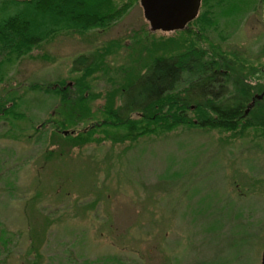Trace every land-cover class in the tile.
Masks as SVG:
<instances>
[{"label":"rangeland","instance_id":"obj_1","mask_svg":"<svg viewBox=\"0 0 264 264\" xmlns=\"http://www.w3.org/2000/svg\"><path fill=\"white\" fill-rule=\"evenodd\" d=\"M19 1L0 0V17ZM139 1L117 0L130 9L104 30L63 28L22 57L0 49V104L20 116L0 115V264H261L264 129L178 127L72 148L52 125L59 99L30 90L72 87L79 56L103 62L88 78L95 115L73 128L83 130L157 54L236 53L264 71V0H200L197 19L169 33L149 30Z\"/></svg>","mask_w":264,"mask_h":264},{"label":"trees","instance_id":"obj_2","mask_svg":"<svg viewBox=\"0 0 264 264\" xmlns=\"http://www.w3.org/2000/svg\"><path fill=\"white\" fill-rule=\"evenodd\" d=\"M116 1L12 2L14 11L0 17V49L10 57L13 54L22 57L63 28L78 32L104 30L120 21L130 9L129 4L120 6ZM212 16V12L202 14V18ZM160 47L165 45L161 43ZM102 64L93 55H82L73 61L72 71L81 75L72 87L64 83H58L57 87L40 83L30 86V90L51 93L59 99L61 117L52 125L56 134L61 131L65 135L63 139L72 148L109 140L112 143L135 141L145 135L172 132L178 127L232 133L249 128L264 129V71L245 69L243 59L236 53L214 50L207 54L189 48L174 55L157 54L148 59L144 70L126 72L119 88L106 94L103 119L88 129L75 130L95 115L89 108L94 96L90 93L88 78L102 67L104 72L106 65ZM11 105L7 108L1 102L0 115L20 118L13 112L16 105ZM96 134L102 136L95 137Z\"/></svg>","mask_w":264,"mask_h":264},{"label":"water","instance_id":"obj_3","mask_svg":"<svg viewBox=\"0 0 264 264\" xmlns=\"http://www.w3.org/2000/svg\"><path fill=\"white\" fill-rule=\"evenodd\" d=\"M139 3L149 30L165 33L185 29L197 17L200 7V0H140ZM261 264H264V248Z\"/></svg>","mask_w":264,"mask_h":264},{"label":"flooded vegetation","instance_id":"obj_4","mask_svg":"<svg viewBox=\"0 0 264 264\" xmlns=\"http://www.w3.org/2000/svg\"><path fill=\"white\" fill-rule=\"evenodd\" d=\"M197 17H198V15H197ZM197 17H196V18H194V19H197Z\"/></svg>","mask_w":264,"mask_h":264}]
</instances>
